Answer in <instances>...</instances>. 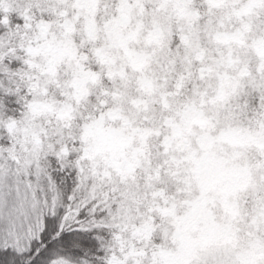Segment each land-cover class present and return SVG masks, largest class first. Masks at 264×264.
<instances>
[{"label":"snow or ice","instance_id":"6c2138e0","mask_svg":"<svg viewBox=\"0 0 264 264\" xmlns=\"http://www.w3.org/2000/svg\"><path fill=\"white\" fill-rule=\"evenodd\" d=\"M0 264H264V0H0Z\"/></svg>","mask_w":264,"mask_h":264}]
</instances>
